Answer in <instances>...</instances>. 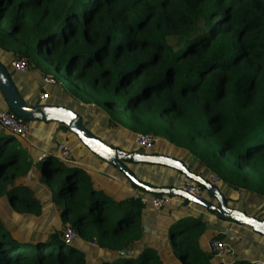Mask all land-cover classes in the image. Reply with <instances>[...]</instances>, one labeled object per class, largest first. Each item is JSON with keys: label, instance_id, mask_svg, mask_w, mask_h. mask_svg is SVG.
<instances>
[{"label": "trees", "instance_id": "obj_1", "mask_svg": "<svg viewBox=\"0 0 264 264\" xmlns=\"http://www.w3.org/2000/svg\"><path fill=\"white\" fill-rule=\"evenodd\" d=\"M0 54L29 68L45 57L61 75L52 77L65 102L92 108L91 129L82 123L100 141L132 153L137 135L150 136L169 149L152 155L183 164L193 157L189 171L207 182L215 175L229 208L264 221V0H0ZM24 141L0 128V199L18 214L38 215L41 204L24 181L33 166ZM42 156L46 187L63 176L56 202L62 224L100 251L92 264H165L164 249L178 264L255 262L207 247L223 242L208 229L221 220L198 205L184 210L189 202L178 197L166 208L156 247L147 246L142 208L157 211L133 197L115 200L83 169ZM171 171L177 181L160 187L137 179L154 188L197 185ZM241 194L250 214L236 207ZM63 232L23 235L0 217V264H88Z\"/></svg>", "mask_w": 264, "mask_h": 264}, {"label": "rangeland", "instance_id": "obj_2", "mask_svg": "<svg viewBox=\"0 0 264 264\" xmlns=\"http://www.w3.org/2000/svg\"><path fill=\"white\" fill-rule=\"evenodd\" d=\"M4 56L7 57L6 54H0L1 64L6 68H8L9 65L7 62L8 59L6 60L5 58H3ZM33 62H34L33 63L34 66L32 68H29V70L35 69L37 75H39L40 77L41 76L45 77L46 74L50 73L52 76L54 75L57 78V80L60 81L62 80L61 75L54 72L53 68L49 65L48 60L45 57L41 56L40 58H35ZM11 80L14 83L17 90L19 91L20 95H23V90H22L23 88L21 87L20 84L22 80L14 76H11ZM54 86L56 87L54 88L50 87L46 90L47 92H45V94L47 95L46 103H48L49 105L54 104L53 97L55 96L59 97V95H63L64 97H68L67 95H64L63 92L64 89H62L59 84L58 85L56 84ZM76 104H79V102H77L74 99L72 100L70 98L66 105L75 106ZM0 106L3 107L7 106L1 92H0ZM69 110L73 111L81 118L83 117V114H81L82 110L79 111L76 107H71ZM90 112L86 110L84 112V115H86V117L88 118V114H90ZM53 126L54 125L52 124H43L39 122L29 123V133L27 135L29 148L25 144L22 145L23 150L27 152V154L31 157L33 161V166L31 170L32 182L29 184L27 183L29 182L27 181V177L30 175L29 173L25 176L24 181L28 184V188L31 190L33 196L37 198L42 204L40 214L38 215L18 214L14 212V210L10 207L7 200L0 199V217L2 221L4 222L5 225L15 228L23 235L33 234L36 231H39L40 233H45L47 235L58 234V233H62L65 230V228L68 226V225L64 226L62 224L60 220L61 208H58L56 206V202L61 203L59 201L60 196L58 194L59 193L58 188L63 180V176L57 177L55 181L52 184H50V188L46 187V185L41 182V171L39 168V163H40V158L42 156L41 153L44 152L43 150H47L51 154L57 155L58 151L56 150L55 147L56 143L58 141H65L69 145V148H71L70 151L73 153V155L75 156L77 155V157L80 158L78 166L81 169H83L87 173V175H89L93 180L103 181L104 183H106V179H104V177L101 176L100 174L96 173L94 167L87 166V164L83 162L85 158L91 157V154L77 139V137L74 134L70 133L69 131L66 136L57 135L56 134L57 132L55 133ZM89 129H91V127ZM101 132H102L101 136L103 135L105 136V133L103 131ZM154 148H155L154 152L160 154H165L169 150L167 147L161 146V144H155ZM137 151L142 153V151L139 149H137ZM153 167H158L160 173L166 179H169L170 177H173L175 175L168 168L160 167V166H153ZM41 186H43L46 189L47 193L49 194L48 198L46 197L47 194L45 193L46 191L45 192L43 191L44 188H42L41 191ZM258 206L259 204H257L256 207H254V209L255 208L258 209ZM58 209L60 210L58 211ZM250 211H251L250 209L246 210V212L248 213ZM224 222L231 223L230 221H224ZM231 224L236 225L233 222ZM212 227L213 226H209V228ZM220 234L224 236L223 242L231 248L232 254H239L243 256L245 260L248 262H252L260 257V255H258L260 252L258 246L264 245V237L254 233L250 228L236 225V227L227 230V235H224V233H220ZM146 236L147 237L144 240V244L147 246H152L154 244V239H152L151 235L148 233H146ZM208 243L209 242H207L206 244L207 247H208ZM74 246H76L81 251L85 252L88 264L94 263L100 254L99 250H92L93 248L96 247L91 246L89 243L81 242L80 240L75 241ZM261 259H263L264 261V258Z\"/></svg>", "mask_w": 264, "mask_h": 264}, {"label": "water", "instance_id": "obj_3", "mask_svg": "<svg viewBox=\"0 0 264 264\" xmlns=\"http://www.w3.org/2000/svg\"><path fill=\"white\" fill-rule=\"evenodd\" d=\"M0 92L11 110L18 118L28 123L58 124L64 126L67 131L74 134L82 145L97 158L116 168L127 180L146 193L154 195H167L178 197L188 201L190 204L198 205L207 210L213 211L221 221H230L240 226L250 228L254 233L264 237V221L248 217L244 213L231 209L227 206L224 197L216 187L211 186L207 181L199 176L192 174L188 167L180 161L166 156H156L149 154H140L138 152H124L113 149L92 135L82 123V118L73 111L57 106L40 105L31 106L21 97L19 91L11 80V74L8 68L0 63ZM91 107L87 111H91ZM2 111H0L1 113ZM128 164L141 166H160L169 168L181 173L188 181L196 183L205 189L209 199L214 203L203 198H196L188 195L181 189L154 188L141 183L131 172Z\"/></svg>", "mask_w": 264, "mask_h": 264}, {"label": "crops", "instance_id": "obj_4", "mask_svg": "<svg viewBox=\"0 0 264 264\" xmlns=\"http://www.w3.org/2000/svg\"><path fill=\"white\" fill-rule=\"evenodd\" d=\"M6 56L7 57L4 56L3 58H5L6 60L8 59L7 60L8 64H9L8 70L10 71V63L12 61V58H10V57H12L13 55L12 54H8V55L6 54ZM0 62H1V60H0ZM10 72H11V76L17 77L20 80H22V82L20 84H21V87L23 88L22 89L23 95H21V96L25 102H27L28 104H35V103L39 104V103H41V105H49L48 103H46L47 101L46 102H40L38 99V96L41 93L47 92L46 90L48 88H50V87L54 88L56 86H45L43 81H42L44 76L40 77L39 75H37L35 69L30 70L26 74H16V73H13L12 71H10ZM45 76H51L52 77V75L50 73L46 74ZM64 95H66L65 92H64ZM53 99H54V101L56 99H58L59 101L64 102L63 108L70 109L71 107H76L79 111L82 110L80 107V103L76 104L75 106L74 105H70V106L66 105L68 103V101H67V103L65 102V97L63 95H59V97L55 96V97H53ZM6 109H8L7 106L6 107L0 106V111H4ZM82 111H81V114H83L82 119L84 121V124L86 126H90L91 119L87 118L86 115H84L85 111H83V112ZM52 125H54L53 126L54 131H55V133L57 132L56 133L57 135H60V136H66L67 135L68 131L63 129L60 125L55 124V123ZM103 132L106 134L105 130H103ZM101 135H102V133L100 134L101 138L104 137V135L103 136H101ZM24 143L29 148L28 137H27V140L24 141ZM59 143H63L69 147V145L65 141H58L55 145L56 150H57V146ZM125 144H126V141H124L122 143V145H125ZM69 149H71V148H69ZM152 149L155 151L154 147ZM43 151L44 152H42L41 155L43 154L45 156L46 154H51L47 150H43ZM137 152L140 154H151L150 152L149 153H144V152L141 153L139 151H137ZM71 154L73 157L74 165L79 167L78 163L80 161V158H78L77 155L76 156L73 155L72 152H71ZM90 154H91V157L85 158L83 162L85 164H87V166L94 167L95 172L100 174L101 176H103L104 179H106V183H104L103 181L93 180L91 178L93 180L95 187L100 188L108 196H110L111 198H113L115 200H119V201L123 200L125 198H128V197H134L135 195H143L142 192H140L137 188H133L132 185L127 180V178L121 172H119L116 168L107 164L106 162L102 161L101 159L97 158L94 154H92V153H90ZM52 155H54V154H52ZM57 155H58V153H57ZM57 155H55V156L57 157ZM42 157L43 156H41V158ZM185 165L188 168L195 167V159L193 157H189L185 161ZM128 167L130 168V170L132 171V173L135 175L136 178H138L139 180H142V181H146V182L153 184L154 186H157V187L164 186L167 184H171V183H174L175 181H177V177H173L172 180L167 182V179L160 173V170L157 167H153V166L152 167H150V166L146 167V166L135 165V164H129ZM29 174L30 175L27 177V179L30 178V181L28 183H31L32 182L31 171L29 172ZM211 175L212 174H210L209 177ZM209 177H208V179H209ZM42 188H44V187L41 186V191H42ZM43 191L45 192L46 189L44 188ZM45 193H47V191ZM226 194H227V192H226ZM48 196H49V194L47 193L46 197L48 198ZM240 199H241L240 202L242 201V203L241 204L238 203L236 207L239 210L242 207V208H244V210L246 212V210H247V207H245L246 202L244 201V199H242V194H241ZM177 203L178 202H176L175 204H177ZM213 203L214 202H212V204ZM175 204H173V205H175ZM41 207H42V204H41ZM248 209H250L251 211L249 213L248 212H246V213L250 214L252 212V208H248ZM167 210L168 209H165L161 212H153L150 208H142V222H143V226L145 228V232L150 234L152 239H154V244L152 245V247H156L157 236H158V232L160 231V225L162 222V218L165 217L164 219H168V218H166V211ZM58 211H59V209H58ZM216 225H217V227H216ZM236 225H233L229 222L214 221L213 225H212L213 227L209 228V226H208V229L211 233H214V234L224 233V235H227V230L232 229L233 227H236ZM207 242L210 243L211 241L208 240ZM209 243H208V247H209ZM260 246H258V249L260 251L258 255H260V257L258 259H255L254 261H257V260L263 261V259H261V258H264V245H260ZM162 255H163V258L165 260V264H178V262L172 256L170 249H164ZM233 255L245 259L243 256H241L239 254H233Z\"/></svg>", "mask_w": 264, "mask_h": 264}, {"label": "built area", "instance_id": "obj_5", "mask_svg": "<svg viewBox=\"0 0 264 264\" xmlns=\"http://www.w3.org/2000/svg\"><path fill=\"white\" fill-rule=\"evenodd\" d=\"M10 71L16 74H26L28 73L29 67L28 63L23 58H17L15 56H12V61L10 63ZM11 74V72H10ZM43 83L45 86H54L57 84L56 80L51 76H45L43 79ZM38 99L40 102H46L47 101V95L45 93H41L38 96ZM0 128L6 129L10 133L14 134L18 138L22 140H27V135L29 133V123L18 118L11 110L6 109L0 113ZM156 143V139L145 136V135H137L135 139V144L139 150H141L144 153H149L152 148L154 147ZM58 155L57 159L60 162L67 163V164H74L73 157L71 154V151L69 147L63 143H59L57 146ZM27 181H30V178L27 179ZM208 183L216 187L220 184V180L215 176L211 175L208 179ZM181 189L188 195H191L196 198H201V191L199 186L195 184H186L185 186H182ZM134 200L138 201L142 206L150 205L152 209L159 212L167 207H171L173 204L176 203V201L167 195H161V196H147V195H135L133 197ZM192 204H187L186 206H183L184 210L190 209ZM77 239V236L75 232L67 226L63 232V240L66 242V244L74 243ZM93 247H97L95 244H90ZM209 248L212 249L214 252H216L219 255L222 256H231V248L225 244L224 242L217 241V240H211L209 243ZM252 264H264V261H255Z\"/></svg>", "mask_w": 264, "mask_h": 264}]
</instances>
